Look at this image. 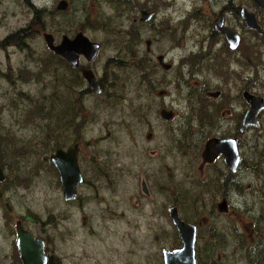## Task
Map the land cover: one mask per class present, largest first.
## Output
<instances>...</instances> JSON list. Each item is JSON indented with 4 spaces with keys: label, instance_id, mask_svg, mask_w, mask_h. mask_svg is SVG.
Returning a JSON list of instances; mask_svg holds the SVG:
<instances>
[{
    "label": "rangeland",
    "instance_id": "rangeland-1",
    "mask_svg": "<svg viewBox=\"0 0 264 264\" xmlns=\"http://www.w3.org/2000/svg\"><path fill=\"white\" fill-rule=\"evenodd\" d=\"M30 1L43 9L41 14L33 8L10 6V0L0 4V13L6 7L21 11L17 18L1 21L0 39L19 25L28 26L24 46L0 48V131L7 134L8 156L13 153L16 158L13 173L3 171L0 183V264H19L13 252L17 220L32 237L45 242L46 257H53L58 264H162V251H171L175 245L174 228L167 217L174 185L187 183L186 173L197 183L200 159L193 165L197 151L192 146L201 138L200 133L206 132L204 138L209 136L207 128L198 125L193 101L200 98L201 88L218 90L222 93L219 102L229 100L237 113L245 108L239 98L243 89L264 99V37L247 30L237 11L243 7L254 14L263 31L264 13L250 0H230L238 9L225 13V24L238 34L240 44L235 54H229L221 48L224 39L212 27L227 0H86L81 12L76 10L81 0H67L70 6L65 13L55 11L59 0ZM141 11L152 12L151 20L140 22ZM96 12L118 16L117 31H135L133 55L148 61L144 71H136L128 60L130 54L113 46V38L92 20ZM35 19L38 26L31 27ZM71 21V28L64 24ZM56 22L60 23L58 35H70L81 28L100 45L92 66L98 77L105 76L106 83L100 95L81 92V86L72 93L79 108L78 129L69 130L71 141L62 149L77 144L82 183L70 202L62 200L57 173L48 162L53 152L47 150L43 155L50 130L59 134L58 123L26 118V112L42 97L52 95L53 104L58 105L56 95L61 93L53 58L41 36H54ZM125 40L131 42L129 37ZM146 41L150 42L148 52ZM158 55L171 65L169 72L157 66ZM26 72H30L27 78L23 77ZM141 74L148 77L147 82ZM208 105L211 109L212 104ZM161 108L173 113L170 122L159 119ZM258 123L240 151L246 170L238 180L239 193H234L229 203L231 210L219 215L215 209L213 216L204 213L201 217L211 218L216 229L225 227L226 235L236 222L239 228H264V111L258 114ZM147 133L151 134L149 140ZM217 167L225 169L216 163L207 175H220ZM16 174L21 182L15 180ZM141 181L148 195L140 192ZM206 193L197 203H206L208 211L219 199L210 189ZM184 211L178 210L179 215ZM186 213L191 217L195 211L187 209ZM24 215L34 218L35 223L23 221ZM205 231L199 230L197 247ZM222 250H216L221 256L219 264H234L228 252L224 258ZM236 264H243V260Z\"/></svg>",
    "mask_w": 264,
    "mask_h": 264
},
{
    "label": "flooded vegetation",
    "instance_id": "flooded-vegetation-1",
    "mask_svg": "<svg viewBox=\"0 0 264 264\" xmlns=\"http://www.w3.org/2000/svg\"><path fill=\"white\" fill-rule=\"evenodd\" d=\"M10 1H11L10 6L19 7V8L25 7L27 10L29 8H33L36 11V14H39V13L41 14V12L43 11V9H39V8L34 7L33 3L30 0H10ZM59 1H61V0H59ZM64 1L67 3L66 9L65 10H57L56 9L57 4H56L55 5V11H57L59 13H63V12L68 10L70 3L67 0H64ZM1 3H2V0H0V4ZM224 4L221 7V10H219L218 13L216 14L214 20L212 21L213 30L215 32L219 33L223 39H224V36L221 33L223 29H229V30L233 31L230 27H228L225 24L226 23L225 13H227V11H229V9H232L233 11L235 9H238V8L234 7V4L231 3L230 0H227L226 3H224ZM240 9H244V8L240 7L238 9V11H237L238 17H239V10ZM76 10L79 12L84 11L85 5H81L80 9H76ZM220 13L222 14V26L218 30V29L214 28V22ZM20 14H21V11H17L13 7L12 8L6 7L0 13V26H1L2 20L6 19V18H10V17L17 18V15H20ZM36 18H37V15H36ZM255 19H256V17H255ZM35 21H36V19L32 21L31 27H33ZM72 23L73 22L71 21L70 23H64V24H66L68 26ZM55 26H56L55 28H58L57 33L54 36L52 34L48 33L52 36V44L54 47H57L61 44L63 36H65L68 41H72L74 39V36L79 32L82 33L84 36H86L80 30L81 28L80 29L78 28L76 31H74L70 35H66L64 33H61L58 35V32L61 31L60 30V23L56 22ZM71 27H73V26L70 25V28ZM27 30H28V26L23 27V26L19 25L17 28L13 29L12 31L7 33L5 36L1 37L0 48H3L5 50L6 48H10L11 46H14V47L24 46V44H25L24 42L27 38V33H26ZM247 30H249V29H247ZM258 34L261 37H264V31L262 29H261V32ZM86 38L88 39L89 42L95 43L98 45V50H97V52H96V54L92 60L88 61V60H86V58L82 54H78L76 57V65H72V64H70V62L64 60L63 58H61L57 54L52 53L53 54V65H54L55 80H56L57 89H60L61 92L66 93V103L68 104L69 108H71L72 113H74V107L76 104V103H74V101H72V93L73 94L75 93V91H76L75 88H79L81 86V88H82V89L80 88L81 92L90 91L93 94H95L90 89V87L88 86V84L84 80V78L82 77V71H88L92 74L93 78L95 79L96 85L100 89V94L103 92V89L105 90V88H106V83L104 82L105 76L101 75L98 77L94 67L92 66L95 58L97 57V55L100 51V45L94 41H91L87 36H86ZM238 38H239V36H238ZM239 44H240V38H239ZM239 44L236 47V49L230 50L227 46L225 39H224V42H222L221 48L223 49L224 52H227L229 54H231V52H232L235 54L239 48ZM148 50H146V51L148 52ZM233 51H235V52H233ZM199 54L204 55L200 52H199ZM157 57H161L162 64L169 65V69H167V70L163 69L161 64L157 61ZM155 61L157 63V66H159L162 71L169 72L171 70V65L164 63L163 56H161V55L156 56ZM189 66L192 67L193 65L189 64ZM55 67H56V69H55ZM243 92H247V93H249V92L247 90L243 89L241 91V93L239 94V98L243 101L241 103H243V105L245 104V108L243 110L237 112V113L235 112L236 110L233 106V103L230 104L229 100L219 102L221 100V94L222 93H221V91H218V90L212 92L210 90L204 91V88H201L200 93H199L201 95V96L199 95L200 98H198V100H197V98H195V100L193 101V103L195 105H197L195 107V111H196L197 121H199L198 125L201 128H207V130L209 131V136L205 137V138H204V136H205L206 132L200 133L199 135L201 136V138H199L197 140V143L192 146V148H194L195 151H197L195 158L192 159V161L195 162V163H193V165H196L197 159H200V163L197 164V165H199L197 167L198 175L195 179H196V182L201 183L202 186H206L205 185L206 183L210 185V182H211V184H212V186L210 187L211 195L213 197H216L217 199H219L218 203H220L222 201L225 202L227 213L231 210V206L229 203H231L230 201L233 199V195H235L234 193H236V194L239 193L238 192V186L240 185V183L238 180L240 179L241 175H243L245 170H246V164L244 163V161L241 157V153H240L242 148L245 147L244 139H245V137H248V135L250 134L252 129L258 127V125H257L256 127L246 126V127L241 128L242 118L249 108L247 103L242 99L241 95ZM100 94H95V95H100ZM249 94H251V93H249ZM212 95H215V96L213 97ZM68 96H70V100L68 99ZM56 102H57V104L60 102V101H58L57 97H56ZM207 103L212 104L211 109L208 108L209 105ZM161 110L168 111L164 108H161L158 112H160ZM262 111H264V109ZM262 111H260V112H262ZM169 112L172 114V117L169 121H163L162 119H160V118L159 119L163 122H170L173 119V113L171 111H169ZM220 112H221V117H220ZM258 114H257V121H258ZM150 138H151V134H150ZM212 138H214L216 140H225V139H233L234 140L235 145H236L237 154H238V163H237L234 171H230V170H228L227 167H225V165L223 163L222 156H218L211 163H203L202 162V153H203L204 144L207 140L212 139ZM72 146L77 147L76 162H77L78 169L80 171L81 160L79 159V155H78V146H77V144H74ZM216 163H220L222 165V167L225 169H220V167H217L218 169H216V172L220 171L222 173H220V175L218 173H215L213 175V177L208 176L206 171L209 169L210 166H212ZM80 173H81V171H80ZM184 181L187 183H181V185L182 186L184 184L188 185V190H190L192 188V186L194 185V181H192L191 178L188 177L187 173L184 175ZM144 184H145V182H144ZM145 188H146V186H145ZM174 190H175L174 198L172 200H170V203L168 204L167 211L169 208L175 207L176 211H177V215L179 217V213H178L179 208L176 207V205H172V203L176 204L177 201H181V199H183V197H184V194L181 193V191L178 193L176 188H175V185H174ZM146 191H147V189H146ZM140 192H141V189H140ZM147 195H148V191H147ZM218 203H216V205ZM216 205L214 206L215 209H216ZM216 212L218 213L217 209H216ZM218 214L220 215V214H224V213H218ZM167 217H168V215H167ZM249 226H251V223ZM226 238H227L226 245L228 244V248L223 246L222 254H223L224 258L226 257V255H225L226 252H228V257H229V259H231L234 262V264H236L237 262L242 261V260H243V264H264V228H261V229H256L254 227H250L249 229H246L245 227L239 228V222H236V225H233V226L231 225L230 229L227 230V235H225V239ZM208 241H209L208 238H206V240L203 239V241H201L200 246L197 247L195 245V249L197 248L199 251L203 252L204 248L207 246L206 243ZM223 243H224V241H223ZM220 244H222V242L216 236L210 240V245H213V247L211 248V246H210L209 248H211V250L214 251V255H213L214 260L211 261L212 258H210V257H207V259H206L207 262H210V264H219V262L221 261L220 260L221 256L216 254V250H218L217 246L218 245L220 246ZM207 251L208 250L206 249L205 252H207Z\"/></svg>",
    "mask_w": 264,
    "mask_h": 264
},
{
    "label": "water",
    "instance_id": "water-1",
    "mask_svg": "<svg viewBox=\"0 0 264 264\" xmlns=\"http://www.w3.org/2000/svg\"><path fill=\"white\" fill-rule=\"evenodd\" d=\"M114 1V0H111ZM253 4L264 12V0H251ZM67 3L61 0L57 3V10H65ZM152 17V12L147 13L145 11L140 12V22H148ZM239 17L244 23L245 27L249 30H254L257 33L261 32L260 27L257 25L255 16L245 9L239 10ZM222 26V14L220 13L214 22V28L220 29ZM222 35L230 50L236 49L239 44V38L236 33L229 29H223ZM42 39L46 48L70 62L72 65H76V57L78 54H82L86 60H92L98 50V45L91 43L82 34L77 33L72 41H68L65 36L62 38V42L59 46L54 47L52 44V36L48 33H42ZM149 42H145L146 50L149 48ZM157 61L161 64L162 68L167 70L169 65L162 64L161 57H157ZM82 77L87 82L90 89L95 94H100V89L96 85L95 79L88 71H82ZM213 97L215 95H212ZM242 99L249 106L248 110L242 118L241 128L246 126L256 127L258 125L257 114L264 109V99L260 96L252 95L247 92L242 93ZM158 116L163 121H169L172 114L169 111L161 110L158 112ZM145 138H150V133L146 134ZM77 147L64 150L57 149L48 156L49 163L53 166L57 173L59 187L61 190V197L64 202H70L75 199L76 188L82 183V177L76 162ZM218 156H222L225 167L230 171H234L238 163V154L236 145L233 139L216 140L214 138L205 142L202 162L211 163ZM4 181V176L0 170V183ZM141 192L147 195L144 182H140ZM7 211L10 209L5 205ZM218 213L226 212L225 202H220L216 205ZM168 218L171 225L177 233L180 246L172 251L165 250L161 253L162 264H195L194 258V246L196 240V228L194 225L185 223L179 219L175 207H171L167 211ZM23 221L35 223V219L29 215L22 217ZM15 232V248L21 264H45L46 255L44 251V242L41 239L33 238L27 231L21 226V221L17 220L14 223Z\"/></svg>",
    "mask_w": 264,
    "mask_h": 264
},
{
    "label": "trees",
    "instance_id": "trees-1",
    "mask_svg": "<svg viewBox=\"0 0 264 264\" xmlns=\"http://www.w3.org/2000/svg\"><path fill=\"white\" fill-rule=\"evenodd\" d=\"M81 2H82L81 5L86 4V0H81ZM63 13H65V12H63ZM96 13H98V12H96ZM87 14L88 13L86 12L85 15H87ZM94 17L95 18L92 20L94 22L97 21L100 25V28L105 30V33L107 34V36H110L113 38V40H112L113 46L118 49V52H122V54L129 53L130 55H129L128 60L130 62H132V67L136 71H140V72L144 71V69H145L144 67L146 66V63L148 61H146L144 58L136 59L133 55L134 44L132 42H133L134 38H136L135 31H133L132 29L129 32L128 31H120V30L117 31L118 16H116V15L113 17H111V16L106 17V16H102L98 13ZM85 18H86V16H85ZM86 20H87V18H86ZM34 26L37 27L38 24L35 22ZM251 32H253V31H251ZM26 33H28V30L26 31ZM253 33H255V32H253ZM255 34L258 35L257 33H255ZM128 37L130 38L131 42L125 40ZM259 37H260V35H259ZM262 41H264V39H262ZM49 55L53 58L52 53L49 52ZM50 61H51V59H50ZM50 61L48 63H43V66L47 67L49 65ZM29 73L30 72H26L23 77L26 76V78H27ZM141 78L143 79L144 82L148 81V77H146L145 74H141ZM60 93H61V95H56V97L58 98V101L61 99H63V101H60L58 103V105H56V107L52 102L53 97L51 95L49 98L42 97V99L38 105L34 106L32 109H30L26 112V118H28V119L39 120L40 122H43V123L44 122L52 123L53 121L58 123L59 134L56 135V134H54V130H52V129L50 130V133L48 136L49 140L46 143V147L43 148V151L45 150L43 152V155H46L47 150L49 152H53L56 149H62L63 145H65L66 143H69V141H71L72 134H70L69 130L72 127H73L74 132L78 129V126H77L78 123H76V121L79 119V117L77 115L79 108L77 106L74 107V113H72L71 108H69L68 104L66 103V99H65L66 93L61 92V91H60ZM68 131H69V135L66 136ZM5 135H7V134L0 131V170L2 171V173H3V171H8L11 174L14 171L13 164H14V160H16V158H14L15 156L13 155L12 152H11L12 154L10 153L11 154L10 157L8 156L9 144H8V141L5 140ZM50 167L53 169L52 165ZM103 174L105 175V173H103ZM105 176L102 175V177H105ZM16 179H17V181L21 182V178H19L18 174H16L15 180ZM184 185L183 186L181 185L182 187L175 185L177 192L179 193L181 191V193L184 194V197H183V199H181V201H177L176 204L172 203V205H176V207L179 208L180 212H181V210L182 211L185 210L183 212L184 215H182V216L179 215V217L182 221L189 223V224H192L196 227V237L200 238V236L198 235V232L201 228L206 229V231L203 233V239H205V240H206V238L209 239V241L206 243L207 246L204 248L203 252L199 251L197 249H195V252H194L195 264H206L207 263L206 262L207 257L212 258V261L214 260V256H213L214 251L211 250L213 245H210V240L216 236L219 240L224 241L225 235H226L225 234V227H219L218 229H216L215 226L217 225V223H211V218L201 220V217L204 213L208 214L209 216L210 215L213 216V213L215 211V207L212 204H211V209H209L207 211L206 210L207 209L206 203H204V202L197 203L199 201V196L207 194L206 193L207 189H210V187L212 186L211 182H210V185L206 183L205 184L206 186H202L201 183L197 182L196 184H194L192 186L193 189L191 188L190 190H188L187 185H186V187H184ZM187 209L188 210L191 209V210L195 211L194 215L192 213V214H190L191 217H187L189 215L186 213ZM172 238L175 242V245L171 248V250H174V248L179 246L178 237H177L176 231L174 229L172 230ZM210 246H211V248H209ZM223 246H225L224 243L220 244V246L218 245L217 249L222 250ZM206 249L208 250L207 252H205ZM13 252L15 254V257H16L18 263L20 264L18 254H17V251L15 249V242L13 243ZM45 264H58V263L53 262V257L49 256V257H47V261ZM209 264H210V262H209Z\"/></svg>",
    "mask_w": 264,
    "mask_h": 264
},
{
    "label": "bare ground",
    "instance_id": "bare-ground-1",
    "mask_svg": "<svg viewBox=\"0 0 264 264\" xmlns=\"http://www.w3.org/2000/svg\"><path fill=\"white\" fill-rule=\"evenodd\" d=\"M152 17H153V13H152ZM152 17H151V18H152ZM80 174H81V173H80ZM33 238H34V237H33ZM37 239H38V238H37ZM44 251H45V244H44ZM45 255H46V254H45ZM46 258H47V257H46Z\"/></svg>",
    "mask_w": 264,
    "mask_h": 264
}]
</instances>
